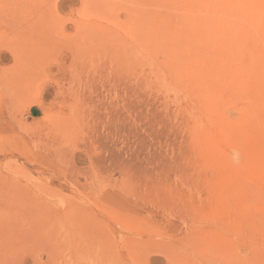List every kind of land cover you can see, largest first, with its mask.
Here are the masks:
<instances>
[{
	"label": "rangeland",
	"instance_id": "374dc122",
	"mask_svg": "<svg viewBox=\"0 0 264 264\" xmlns=\"http://www.w3.org/2000/svg\"><path fill=\"white\" fill-rule=\"evenodd\" d=\"M111 6L81 33L35 43L7 37L0 24V264H264L256 223L244 225L246 239L235 232L239 200L214 209L228 179L188 157L184 106L158 90L132 51L150 21L165 30L150 38L173 55L153 47L162 72L262 61L250 82L264 108V0ZM236 113L227 115L239 120ZM253 151L264 164L256 140ZM247 165L241 160L231 178L262 187L247 203L263 216L254 204L264 200V181ZM257 225L264 238V220Z\"/></svg>",
	"mask_w": 264,
	"mask_h": 264
},
{
	"label": "bare ground",
	"instance_id": "6f19581e",
	"mask_svg": "<svg viewBox=\"0 0 264 264\" xmlns=\"http://www.w3.org/2000/svg\"><path fill=\"white\" fill-rule=\"evenodd\" d=\"M116 1L118 0H0V24L7 26L5 32L7 37L21 42L35 43L41 38L76 35L83 31L86 20L108 16L111 5ZM130 1L140 7L148 0ZM72 24L73 29H69ZM138 29L133 55L139 59L140 64L149 68L150 77L158 90L165 94L168 100H172L175 107L178 108V104L181 103L185 108L179 109L178 114L183 120V127L190 131L189 141L192 143V150L188 157L193 161L204 160L213 166L218 182L221 178L228 179V195L224 200L220 196L214 197V209L226 210L229 204L239 200L236 203L239 208L236 209L238 214H235L237 221L235 232L239 238L246 239L249 231L244 225L255 222L257 227L254 231L258 234V239L264 243L260 226L257 225L264 220V214L257 217L258 215L250 210L251 207L248 205L252 196L256 195L257 189L260 190L262 187L255 186L253 181L247 182L249 187H245L239 181L241 179L236 178L237 176L235 179L231 178L239 170L241 160H246L248 165L242 170L258 175L264 181V164L260 163L262 159L257 158L258 165L253 159L255 140L257 144L260 143L264 153L262 91L258 90L256 84L250 82L256 83L255 66H260L262 61H257L256 64L253 60L235 61L230 68L218 63H204L201 67L172 63L173 67L169 72H162L158 70L150 54L153 47L158 50L163 49L161 51L167 52L169 56H173L172 53L166 51L165 44L154 43L150 38L153 32H156L152 29L150 21L145 22ZM164 32L162 27L157 29L156 33L164 35ZM34 49L24 47L20 52L24 54ZM167 81L178 84L180 90H171L165 85ZM247 84L250 86L243 87ZM231 92L233 95L229 94ZM228 112H232L233 115L237 112L239 120H231L227 115ZM254 205L255 209L264 212V200L256 201ZM213 243L219 245L220 242L214 238Z\"/></svg>",
	"mask_w": 264,
	"mask_h": 264
}]
</instances>
